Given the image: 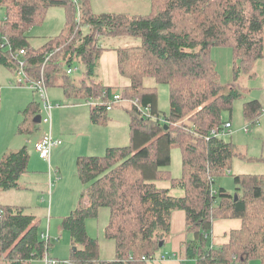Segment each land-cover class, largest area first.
I'll return each instance as SVG.
<instances>
[{"label": "trees", "instance_id": "trees-1", "mask_svg": "<svg viewBox=\"0 0 264 264\" xmlns=\"http://www.w3.org/2000/svg\"><path fill=\"white\" fill-rule=\"evenodd\" d=\"M0 7L7 12L0 21V66L15 74L25 63L28 81L44 77L47 88L63 89L71 105L101 99L91 106L96 125L109 122L107 108L115 97L112 87L95 80L108 50L102 39L140 41L115 50L119 75L128 81L119 95L130 103L125 105L130 143L77 160L85 189L61 224L71 236L70 262L147 264L170 239L173 213L184 211L193 236L184 243L186 259L196 264H248L256 259L264 264V175H235L237 200L223 187L214 189L218 177L230 175L235 158L247 157L235 144L212 136L227 123L223 112H232L243 93L222 86L210 53L215 46L231 47L238 64L235 79L242 73L255 79V66L264 60V0H151L150 12L132 15L96 14L91 0H0ZM55 7L67 10L65 28L35 47L31 29L43 24ZM78 65L83 67L81 78L68 73ZM149 78L169 87V115L160 112L157 88L146 85ZM39 113L38 103L28 104L20 134L36 132ZM262 113L257 100L244 106L247 122L254 123ZM174 147L183 152L180 179L168 170ZM30 157L27 146L3 155L0 194L21 188ZM158 181L170 182L185 196H172L171 189L157 187ZM102 208L110 210L105 237L115 243L116 259L111 261L100 259L98 239L87 230L88 220L97 219ZM221 219H240L242 228L231 233L227 244L211 247L213 224ZM40 226L36 214L0 201V264H32L49 257L51 244Z\"/></svg>", "mask_w": 264, "mask_h": 264}, {"label": "rangeland", "instance_id": "rangeland-1", "mask_svg": "<svg viewBox=\"0 0 264 264\" xmlns=\"http://www.w3.org/2000/svg\"><path fill=\"white\" fill-rule=\"evenodd\" d=\"M91 7L99 15L107 13L144 14L150 12L151 0H91ZM6 14V9L0 7V21L6 18ZM66 19L67 10L65 7L49 9L44 23L31 29L33 45L40 47L46 39L59 36L65 28ZM87 31L88 28H84V32ZM102 44L107 48H118L120 46H137L140 41L133 37L104 38ZM210 53L216 64L222 86L226 90L237 88L243 93V97L233 103L232 112H223V122H230L232 127L229 129V133L221 134L220 138L225 142L235 144L247 158H235L230 175L218 177L214 185L215 190L223 187L236 195L235 175H264V162L261 161L264 158V60L259 61L255 66V79L250 80L245 73H242L241 77L236 80L235 72L238 64L235 63L233 49L215 46ZM110 58L111 55L104 56L103 54L97 71L99 76L101 75L103 78L105 85L107 82L109 84L113 82V63L109 60ZM78 66L79 70L74 76L81 78L83 67ZM18 79L19 74H13L5 67L0 66V148L19 150L27 146L31 157L28 171L22 177L23 189L2 196L1 200L3 203H8L10 200L20 203L21 205L17 206L23 207L30 214L47 213V218L52 219L54 216L57 217L59 212H64L66 204L75 206L85 189L78 176L77 156L102 155L107 146H126L130 143V118L125 109V105L130 103L129 101L114 102L112 96L111 102L114 104L112 109L107 112L110 117L109 122L104 125H96L89 121L90 107L101 104V99L88 102L81 101V104L76 105H66L69 101L65 98L63 89L59 87L47 88L50 102L53 105L52 118L55 136L62 141V145L54 148L51 153L50 168L55 185L50 196L47 180L50 172L49 165L35 151V143L37 142L35 139L39 134L37 132L29 135L19 133V125L23 120L22 112L31 102L35 101L39 104L40 113L38 116L45 117L43 102L41 95L31 88V84L24 77L21 86L18 84ZM146 85L157 88L159 110L163 115H169L171 109L169 87L164 84H157L153 78L146 79ZM112 92L114 96L119 94L116 88H113ZM254 100L261 103L263 113L258 120L251 123L245 120L244 106ZM39 126L42 130L47 131L45 125L39 124ZM247 128L249 132H246ZM89 138L91 139L88 143ZM59 170L61 173L58 175L61 179L64 178V186L60 191L55 188L59 181H56L55 172H59ZM168 170L173 178L180 179L183 176V152L178 147L172 149L171 166ZM53 203L54 213L51 214ZM109 220L110 210L107 208L100 210L97 219H89L90 230L101 237L98 242L99 247L102 246L105 257L108 253H116L115 243L105 237V225ZM64 233L69 235L68 232L64 231ZM248 264H260V261L252 259Z\"/></svg>", "mask_w": 264, "mask_h": 264}, {"label": "crops", "instance_id": "crops-1", "mask_svg": "<svg viewBox=\"0 0 264 264\" xmlns=\"http://www.w3.org/2000/svg\"><path fill=\"white\" fill-rule=\"evenodd\" d=\"M104 47H106V46H104ZM120 47H118V48H120ZM107 49L108 50L105 51L104 56L111 55V58L109 60H111L113 63L112 64L113 65V67H112L113 82L111 84H109L107 82L105 85L103 78L101 77V75L99 76L98 72H96L95 80L97 82H101L106 87L116 88L119 91V89H121V87L128 84V81L121 78V76L119 75L118 61H117L118 58H117V53L115 51L117 49V47H112V48H107ZM97 71H98V69H97ZM47 94H48V92H47ZM69 104H71V101L67 102L66 105H69ZM125 109H126V106H125ZM129 118H130V116H129ZM89 121H90V123H92L91 122V107H90V120ZM129 124H130V122H129ZM45 126L47 127V131H48L49 127L47 125H45ZM89 128H90V125H89ZM47 131L42 130L38 124L36 132L39 135L36 137L35 141H39L41 139V137L44 135V133H46ZM88 131L90 132V129H88ZM53 133L55 135L54 121H53ZM130 135H131V130H130ZM78 137L80 138V136H78ZM91 138H92V135H91ZM91 138H89L87 140L88 143H89ZM24 147H26V146H24ZM73 147H74V145H73ZM108 147H112V146H107L106 149ZM106 149H105V151H106ZM69 150H71V149H69ZM9 151H17V150H13L10 148H4V147L0 148V161L3 157V155ZM105 151H104V153H105ZM94 155H97V154H94ZM79 157H81V156H77V158H76V166H77V160ZM44 161H46L49 165V171L50 172L48 173L49 176H48L47 180L49 182V193L51 196L53 187L55 185V180L53 178V174L51 171L52 169L50 168V162H48L47 160H44ZM59 173H61L60 170H59V172L58 171L55 172L56 181L59 180L58 183L56 184V187H55L58 191H60L61 188H63V186H64L63 185L64 178L61 179V177L58 175ZM27 183L30 184V182H28V181H27ZM22 184H23V181L21 179V188L19 190L23 189ZM156 185L160 189H171V195L176 197V198H183L185 196V191H183L181 189L171 188L170 182L158 181V182H156ZM51 186H52V188H51ZM19 190L1 193L0 194V201L2 202V200H1L2 196H5L6 194H12L13 192H16ZM10 201H12V200H10ZM10 201L8 203L2 202V204H4V205H15V206L21 205L20 203H15L13 201L12 202H10ZM76 206H77V204H75V206H72L71 204H66L64 206V208H65L64 212H59L58 216L57 217L54 216L52 219H50V217L47 218V216H46L47 213H44V214H42L41 212L36 213V215L39 216L41 219L40 232L43 235L45 234L46 236H48V241L51 244L48 255L52 259L64 262L61 264H75L73 262H70L71 253H72V241H71L70 233L68 232L69 235L65 234L64 230L62 229L61 224H62V218L65 216H68L76 208ZM70 209H71V211H70ZM68 211H70V213H68ZM53 213H54V203H53L52 208H51V214H53ZM89 224L90 223L88 220V222H87L88 233L92 237L97 238L100 241L101 237L97 234H94L93 231L90 230L91 225H89ZM107 224L105 225V227L107 226ZM242 224H243V222L240 219H221V220L215 221L213 224L212 236L209 239L211 247H220V246L227 244L229 242L231 233L235 230H240L242 228ZM192 237H193L192 234L188 231L186 213L184 211H175L172 215V232H171L170 239L167 241L166 244L163 245L162 250L158 254V258L153 260V261L148 262L147 264H196L195 261L186 259L183 255L184 243L187 240L191 239ZM99 255H100V259L104 260V261H111L112 259L113 260L116 259V253L115 254L114 253L113 254L108 253V255H106V257H105L103 254V249H102L101 245L99 247ZM32 264H47V263L45 262L44 259H42V260L34 261Z\"/></svg>", "mask_w": 264, "mask_h": 264}, {"label": "built area", "instance_id": "built-area-1", "mask_svg": "<svg viewBox=\"0 0 264 264\" xmlns=\"http://www.w3.org/2000/svg\"><path fill=\"white\" fill-rule=\"evenodd\" d=\"M20 54L21 55L25 54V51H21ZM24 68H25V63L21 62L19 64V70L17 72V74H19L18 84L20 85L23 84V77H24L26 81L31 84V88L33 90H36L41 95L45 117L41 118L40 124L47 125L49 127V130L46 133H44V135L41 137L39 141L36 142L35 151L40 155L42 159L50 162L52 150L62 145V141L60 139H57L53 133V118H52L53 106L47 94V85L45 83L44 77H42L40 80H37V81H32V80L28 81L25 75V72H24ZM78 70H79L78 67H71L68 70V73L73 74V73H76ZM117 101H121V96L119 94L115 95L114 97V102H117ZM113 104H114L113 102L109 103L108 108H107L108 111L112 109ZM231 127H232L231 123L227 122L223 125L222 130H218V132L213 131L212 136L221 137V134H225L226 132L229 133L230 131L229 129H231ZM246 132H249L248 128L246 129ZM43 238L48 240V236H46L45 234L43 235ZM44 259L47 264H61L62 263L58 260L50 259L48 256L45 257Z\"/></svg>", "mask_w": 264, "mask_h": 264}, {"label": "water", "instance_id": "water-1", "mask_svg": "<svg viewBox=\"0 0 264 264\" xmlns=\"http://www.w3.org/2000/svg\"><path fill=\"white\" fill-rule=\"evenodd\" d=\"M35 123L40 124L41 123V116H37L34 120ZM235 199H238V196L235 195ZM161 246H163V243H161Z\"/></svg>", "mask_w": 264, "mask_h": 264}, {"label": "bare ground", "instance_id": "bare-ground-1", "mask_svg": "<svg viewBox=\"0 0 264 264\" xmlns=\"http://www.w3.org/2000/svg\"><path fill=\"white\" fill-rule=\"evenodd\" d=\"M70 68H71V67H70ZM70 68H69V69H70ZM69 69H68V70H69ZM214 131H217V130H214ZM212 132H213V131H212ZM217 132H218V131H217Z\"/></svg>", "mask_w": 264, "mask_h": 264}]
</instances>
